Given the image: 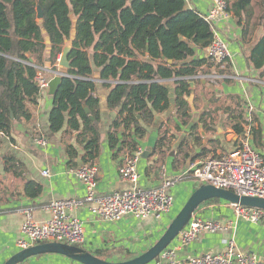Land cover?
I'll use <instances>...</instances> for the list:
<instances>
[{
	"label": "trees",
	"instance_id": "obj_1",
	"mask_svg": "<svg viewBox=\"0 0 264 264\" xmlns=\"http://www.w3.org/2000/svg\"><path fill=\"white\" fill-rule=\"evenodd\" d=\"M226 2L227 11L242 28V42L250 43L253 31L264 28V0ZM38 7L43 12L41 20ZM256 7L259 15L252 24ZM213 39L212 25L199 11L188 9L186 0H0V135L11 137L16 119L31 120L28 104H35L41 94L37 67H45L47 52L49 62L58 64L69 43L71 68L53 96L51 132L60 133L67 126V133H77V141L84 147V164L95 163L101 139L100 100L91 80L96 67L101 80L116 82L106 85L110 89L108 108L117 111L108 134L110 148L115 157L124 150L133 153L156 114L169 108L166 82L174 81L177 115L187 124L192 116L188 100L192 83L201 81L196 77L203 69L215 67L218 73L231 75L230 64L222 70L208 57L196 59L197 50L208 48ZM247 62L264 74V33L254 43ZM53 71L57 73L58 68ZM230 115L243 119V112L238 117L233 112ZM210 116L205 113L202 117L207 130L214 126ZM232 126L239 136L244 133L241 122ZM196 129L194 126L193 133ZM166 133L158 143L160 149L166 144ZM66 153L69 165L76 167L77 148L67 144ZM4 164L7 173L23 175L13 156H5ZM25 191L36 198L42 187L30 181ZM220 202L212 199L201 207Z\"/></svg>",
	"mask_w": 264,
	"mask_h": 264
},
{
	"label": "crops",
	"instance_id": "obj_2",
	"mask_svg": "<svg viewBox=\"0 0 264 264\" xmlns=\"http://www.w3.org/2000/svg\"><path fill=\"white\" fill-rule=\"evenodd\" d=\"M213 0H186L188 9H196L202 15H207ZM254 24L259 15L255 8ZM218 34L228 43L232 55L230 61L231 75L218 73L216 68L205 67L196 77L201 81L193 83V94L188 99L192 108V116L187 124L178 118L175 103L174 81L166 82L169 89L170 105L166 112L156 114L154 123L147 128V134L139 140L138 149L142 156L138 165L141 188H155L161 184V167L166 168L167 175L177 180L172 188L174 206L171 212L160 219L149 217L138 220L127 216L116 224L98 220L90 206L73 212L84 223L86 242L80 248L93 252L110 262H124L134 259L148 251L164 234L171 223V215L179 202L183 204L199 187L193 180L186 177L189 169L211 157H220L234 151L241 143L245 132L251 130L252 146L264 153V74L248 65L247 56L254 43L264 33V28L253 31L248 39L250 43L242 42V28L231 14V17L216 23ZM206 49L197 50L196 59L206 58ZM45 67L50 71L46 77L50 80L56 75L53 69L58 64L49 62V52L46 53ZM217 65V64H216ZM225 67L220 65L222 70ZM57 71V72H58ZM100 70L94 67L92 80L96 83V97L100 100V152L95 160L99 169L98 194L110 195L115 192L133 188V184L120 178L119 169L123 164L124 152L115 157V151L110 148L108 134L117 111L107 105L110 89L106 85L116 82L103 81L99 77ZM225 106L221 109L219 106ZM53 107V96L49 89L41 92L35 104L29 103L28 110L31 120L16 119L11 137L0 135V264L21 250L17 241L22 237L21 228L24 221L23 211L32 209L35 219L39 222L50 217L48 207L52 202L61 200H82L87 190L83 182L71 172L66 145H74L78 152L77 166L83 165L84 147L77 141L78 134L67 133V126L60 133H52L49 118ZM228 111L227 109H231ZM238 117L243 112V119ZM205 113H211L214 118L213 130H207L202 122ZM232 116V117H233ZM209 118V117H206ZM241 122L244 133L239 136L232 123ZM197 126V133L193 127ZM167 135L165 146L160 149L158 143L162 136ZM44 139L45 145L38 144ZM206 149L205 153L202 150ZM162 150V151H160ZM13 156L20 163L22 176H15L5 170L4 157ZM93 164V165H94ZM86 165V164H84ZM50 170L51 176L43 172ZM35 182L42 187L41 194L30 198L25 191L28 182ZM209 205L200 214L205 219V212L229 210L230 206L216 203ZM224 223H232L234 230L217 234H204L179 253L182 258L199 256L204 253H218L225 249V240L234 237L238 248L246 253L254 254L264 262V224H254L248 221L218 219ZM25 264H81L64 255L47 254L32 258ZM154 264V263H152Z\"/></svg>",
	"mask_w": 264,
	"mask_h": 264
},
{
	"label": "built area",
	"instance_id": "obj_3",
	"mask_svg": "<svg viewBox=\"0 0 264 264\" xmlns=\"http://www.w3.org/2000/svg\"><path fill=\"white\" fill-rule=\"evenodd\" d=\"M227 7L226 0H213L208 14L203 15L212 25L214 31V39L211 45L206 48L207 57L222 67L230 63L232 55L228 43L218 34L216 23L231 17ZM58 61L60 62L59 58ZM37 68V84L41 88V92L47 91L49 79L46 77V72L48 69ZM251 133V130L246 131L240 145L229 154L211 157L192 166L186 172V177L199 186L209 184L232 191L239 196L264 199V153L252 146ZM38 144L45 145L46 141L38 140ZM142 153V149H137L133 153L126 151L123 164L119 169L120 178L133 184V188L110 195L98 194L99 169L95 164L72 167L71 172L86 187V197L82 200L52 202L48 207L50 217L42 222L35 219L32 209H25L21 228L22 237L17 241V247L22 251L48 242L65 243L72 246L81 244L83 246L86 242L84 223L73 212L85 206L91 207L99 221L109 224H116L127 216L143 220L149 217L160 219L163 215L169 214L175 202L171 190L177 180L170 178L163 166L160 170L162 180L158 187H139L138 165ZM43 175L50 177V170L44 171ZM220 203L230 206L239 220L264 224V209L250 208L224 201ZM198 211L185 230L179 234L170 248L153 262L154 264H264L256 255L241 251L234 237L225 240V249L221 252L204 253L188 258L180 257L179 253L183 248L198 240L202 235L234 230L232 223L204 219Z\"/></svg>",
	"mask_w": 264,
	"mask_h": 264
},
{
	"label": "water",
	"instance_id": "obj_4",
	"mask_svg": "<svg viewBox=\"0 0 264 264\" xmlns=\"http://www.w3.org/2000/svg\"><path fill=\"white\" fill-rule=\"evenodd\" d=\"M38 13V18L41 20L43 18L41 7H38ZM47 43L50 44V40H47ZM70 52L71 46H67L64 48L59 63V71L54 77L49 80L48 89L50 96L55 95L59 85L62 82V79L68 76L69 70L71 68V63L69 60ZM32 62L33 60L31 59L30 64H32ZM169 63H171V61ZM48 71L50 70L48 69ZM86 112H90L88 108H86ZM12 118L14 119L13 115ZM92 120H94V117H92ZM212 199H219L220 201L250 208L264 209L263 198L239 196L232 191L217 188L209 184H204L200 185L192 193L188 201L182 207L177 216L171 221L160 239L148 251L134 259L124 262H110L108 260L102 259L100 256L95 255L91 251L82 249L77 246H72L65 243L48 242L37 244L16 253L4 264H25L32 258L47 254L64 255L69 259L77 261L81 264H152L165 250H168L170 248L179 234L188 226L193 216L197 213L200 207L205 202Z\"/></svg>",
	"mask_w": 264,
	"mask_h": 264
},
{
	"label": "rangeland",
	"instance_id": "obj_5",
	"mask_svg": "<svg viewBox=\"0 0 264 264\" xmlns=\"http://www.w3.org/2000/svg\"><path fill=\"white\" fill-rule=\"evenodd\" d=\"M67 46H70V44L68 43ZM66 46V47H67ZM62 55V54H61ZM61 55L59 56V59H61ZM221 107V109H225V106H219ZM77 133H75L74 135H76ZM188 201V200H187ZM186 201V202H187ZM185 205V203L183 204L182 202H179V204H177L174 208V211L172 212V215H171V219L173 220L177 214L181 211L182 207ZM209 205H206V206H203L200 208V212L199 214H201L202 212H204V208H208ZM203 216L205 217V219H208V220H215L217 221L218 219H223V220H235V216L233 215L232 212H230L229 210H217L216 212H205L203 214ZM171 220V221H172ZM75 246L77 247H81L82 245L81 244H76Z\"/></svg>",
	"mask_w": 264,
	"mask_h": 264
}]
</instances>
